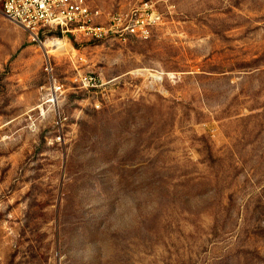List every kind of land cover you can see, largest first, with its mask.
Masks as SVG:
<instances>
[{
	"label": "rangeland",
	"instance_id": "obj_1",
	"mask_svg": "<svg viewBox=\"0 0 264 264\" xmlns=\"http://www.w3.org/2000/svg\"><path fill=\"white\" fill-rule=\"evenodd\" d=\"M149 1L102 40L0 4V264H264V0Z\"/></svg>",
	"mask_w": 264,
	"mask_h": 264
},
{
	"label": "built area",
	"instance_id": "obj_2",
	"mask_svg": "<svg viewBox=\"0 0 264 264\" xmlns=\"http://www.w3.org/2000/svg\"><path fill=\"white\" fill-rule=\"evenodd\" d=\"M135 1L140 4L126 11L111 13L103 23H96L101 13L87 0H0V4L7 19L37 37L43 31L55 30L67 35L81 33L89 39L102 40L111 36L145 35L150 25L161 20L151 1ZM45 70L50 75L51 97L48 101L54 103L63 92L64 84L55 78L50 59ZM95 80L93 76L84 79L86 84ZM64 119L58 115V123Z\"/></svg>",
	"mask_w": 264,
	"mask_h": 264
},
{
	"label": "crops",
	"instance_id": "obj_3",
	"mask_svg": "<svg viewBox=\"0 0 264 264\" xmlns=\"http://www.w3.org/2000/svg\"><path fill=\"white\" fill-rule=\"evenodd\" d=\"M88 3L93 7V8H96V9H99L100 11V16L96 19V23H103L107 20L108 16L113 13L111 12L112 10H105L101 5L99 4H95L92 0H87Z\"/></svg>",
	"mask_w": 264,
	"mask_h": 264
},
{
	"label": "bare ground",
	"instance_id": "obj_4",
	"mask_svg": "<svg viewBox=\"0 0 264 264\" xmlns=\"http://www.w3.org/2000/svg\"><path fill=\"white\" fill-rule=\"evenodd\" d=\"M34 37V36H33ZM40 43V42H39ZM61 44V42H59V41H56V40H52V41H49L48 43H45V44H43V46L44 47H48V46H50V47H57V46H59ZM63 44V43H62ZM42 46V47H43ZM60 46H62V45H60ZM59 46V47H60ZM64 46V45H63ZM58 47V48H59ZM63 48V47H62ZM64 48H66V47H64ZM46 51V50H45ZM45 53H48V51H46Z\"/></svg>",
	"mask_w": 264,
	"mask_h": 264
}]
</instances>
